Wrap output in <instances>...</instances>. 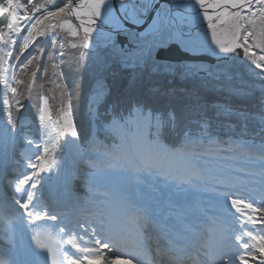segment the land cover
Segmentation results:
<instances>
[{"label": "snow or ice", "instance_id": "obj_1", "mask_svg": "<svg viewBox=\"0 0 264 264\" xmlns=\"http://www.w3.org/2000/svg\"><path fill=\"white\" fill-rule=\"evenodd\" d=\"M85 67L91 127L82 140L75 111ZM115 67L146 97L165 94L151 83L161 75L201 77L236 96L258 89L259 117L227 102L212 109L258 119L261 142L222 141L206 117L113 98L105 74ZM245 75L247 91L231 85ZM202 107L197 98L186 111ZM0 155L13 165L0 240L14 257L0 264H37L16 251L25 225L51 264H117L121 253L126 264H264V188L257 200L235 183L249 169L264 183V0H0ZM53 185L59 199L46 195Z\"/></svg>", "mask_w": 264, "mask_h": 264}, {"label": "trees", "instance_id": "obj_2", "mask_svg": "<svg viewBox=\"0 0 264 264\" xmlns=\"http://www.w3.org/2000/svg\"><path fill=\"white\" fill-rule=\"evenodd\" d=\"M38 2L42 3L43 0H38ZM56 3H59V0L56 1ZM64 71L66 79L71 82L75 73L69 71L67 68H65ZM105 75L106 82L112 89L113 98L127 93L132 99H147L150 106L154 108L160 110L175 108L177 111H183L187 121H198L206 117L209 121L211 131L218 137L219 140L222 141H224L225 137L231 135L234 137L242 136L243 138L254 141L255 143L261 142L262 137L261 135H258V119H249L247 121L242 120L239 117L225 119L223 117H218L212 109V105L214 104H224L227 102L236 109L247 112L252 116L259 117L261 114V104L258 89L253 91L249 96H236L229 94L227 91L218 86L213 87V84L215 83L214 81L209 83L207 86H204L200 78L190 77L182 78V80H180L181 78L178 76L172 77L161 75L151 78V83L158 85L165 94L146 97L145 89L143 87H139L135 91L129 90L128 82L131 76L130 72L125 71L120 67H115L113 71L108 72ZM79 79L81 81V92L79 100L76 102L75 118L78 128L82 133L81 138L83 140V138L88 135L91 127L86 102L88 89L91 85L92 69L90 67L81 69ZM239 81L240 82L238 83H231V85L245 91H247L253 83L252 79L248 76L245 77V80L240 79ZM197 98H199V102L203 105V107L199 110L186 111L188 107L192 106L196 102ZM52 102L53 101H50V105ZM23 115L31 120L34 116V109L29 106L23 112ZM230 125H234V127H231ZM17 151H19V148ZM59 151L64 152L61 150ZM77 188L79 191H84L82 185L78 184Z\"/></svg>", "mask_w": 264, "mask_h": 264}, {"label": "bare ground", "instance_id": "obj_3", "mask_svg": "<svg viewBox=\"0 0 264 264\" xmlns=\"http://www.w3.org/2000/svg\"><path fill=\"white\" fill-rule=\"evenodd\" d=\"M56 117L53 116V119H55ZM67 149L65 148V152L64 155L66 153ZM11 163V161L7 160L3 155H0V207L2 209L3 207V203H4V198H5V194L6 191L4 190V188L1 186V182L2 179L3 181L6 180L5 174L4 172L7 170L8 165ZM238 178H236L235 183L237 182ZM249 193L252 194L251 190ZM62 194V189L53 185L50 190L46 193V195L48 197H50L51 199H59L61 197ZM201 200L203 201L205 207L208 209L209 214H214L216 212L215 208L210 207L211 203H212V198H211V194L209 193H204L201 195ZM65 211L71 213L73 211L71 204L69 202L68 206L66 207ZM209 217H211V215H209ZM44 222H37V230L40 224H42ZM25 231L23 233L21 232H17L15 235V247H16V251L17 252H22L25 249V239L27 237H29L30 239H32L33 241V245H34V250L36 253V243L35 240L33 239V236L35 235V233L31 230L27 228V225H25ZM0 251L1 254L0 256H4L5 258L11 259L14 258L13 257V253L9 252V246L7 244V242L5 240H0ZM129 260V258H125V257H120V259L117 261V264H126V261ZM133 264H135V262L133 261Z\"/></svg>", "mask_w": 264, "mask_h": 264}, {"label": "rangeland", "instance_id": "obj_4", "mask_svg": "<svg viewBox=\"0 0 264 264\" xmlns=\"http://www.w3.org/2000/svg\"><path fill=\"white\" fill-rule=\"evenodd\" d=\"M56 1H58V0H56ZM201 76H203V74H201ZM246 76L247 75L243 76L242 79L245 80ZM187 78H190V77H187ZM196 78L201 79V77H196ZM180 80H182V78ZM239 80L240 79H234L231 81V83H238V82H240ZM54 103L55 102H52V104H54ZM86 104H87V102H86ZM87 108H88V106H87ZM53 116L55 117V111H53ZM26 118L29 119L28 117H26ZM215 137L218 139L217 136H215ZM241 137L242 136L233 137L231 135H228L227 137L224 138V141L229 140V138L236 140V139H240ZM110 141H112V139H110ZM111 143H113V141L110 142L109 144H111ZM257 144H259V143H257ZM226 146L227 145H225V144L221 145V147H226ZM58 151H59V149H58ZM63 151L65 152V149ZM64 152H60V151L58 152V154H57L58 160H61L64 158ZM12 167H13V165L11 166L10 170L7 173L6 180L3 181V179H2V182H1V186L4 188L5 191H6L5 185H6L7 179H12V175H11ZM242 167H244L243 161H241V163L239 165H234V168H237V169L242 168ZM253 170L258 171V169H249L247 171H236L235 175H236V178H238L236 184L238 187H241L242 189L246 188L247 191L251 190V192H252L251 196L254 197L255 199L259 200L261 190H262V188H264V183H262L260 176H249L248 175V171H253ZM248 192H250V191H248ZM79 196H83V194H79ZM0 227H2V222H0ZM120 257H125V258L130 259V257L126 256L123 253L120 254Z\"/></svg>", "mask_w": 264, "mask_h": 264}, {"label": "water", "instance_id": "obj_5", "mask_svg": "<svg viewBox=\"0 0 264 264\" xmlns=\"http://www.w3.org/2000/svg\"><path fill=\"white\" fill-rule=\"evenodd\" d=\"M170 55L175 59L178 57V53H176L175 51H173L172 53H170Z\"/></svg>", "mask_w": 264, "mask_h": 264}]
</instances>
